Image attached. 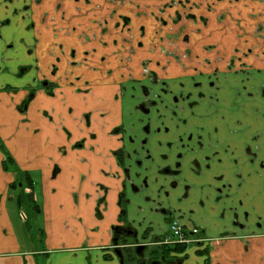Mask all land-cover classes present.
<instances>
[{
    "label": "flooded vegetation",
    "instance_id": "flooded-vegetation-1",
    "mask_svg": "<svg viewBox=\"0 0 264 264\" xmlns=\"http://www.w3.org/2000/svg\"><path fill=\"white\" fill-rule=\"evenodd\" d=\"M68 1L90 7L85 15L92 34L86 40L81 34V49L60 47L49 74L27 84L20 111L40 92L56 97L63 90L65 98L77 97L87 108L97 103L99 112H84L77 120L78 131L89 130L87 137L72 143V131L65 134L74 150H85L98 129L114 148L117 171L109 176L120 183L119 213L105 262L223 264L212 256L214 244L241 239L242 232L259 237L264 228V148L258 144L264 136V86L238 82L240 73L250 72L242 44L226 54L222 42L205 34L210 15L224 20L230 14L227 0ZM14 6L15 0L0 2V12L8 13H0V41L8 35L7 49L19 53L15 42L24 45L23 33L35 23L20 24L30 19V5L22 11ZM5 61L2 52L0 78L12 72ZM36 62L21 66L16 79L40 71ZM76 68L94 82L76 84ZM11 84L3 90L18 92ZM69 112L74 115V108ZM12 187L20 208L27 198L40 211L35 185L28 187L23 178ZM98 191L109 192L104 185ZM98 200L102 219L106 195Z\"/></svg>",
    "mask_w": 264,
    "mask_h": 264
},
{
    "label": "crops",
    "instance_id": "crops-1",
    "mask_svg": "<svg viewBox=\"0 0 264 264\" xmlns=\"http://www.w3.org/2000/svg\"><path fill=\"white\" fill-rule=\"evenodd\" d=\"M0 2L4 3L5 0ZM38 2L39 0H15L14 7L17 10L30 5L27 13L30 19L27 18V22L20 24L25 27L31 22L35 23L33 30L23 33L27 41L24 45L15 42L19 46V53L16 50L18 48L16 51L7 49V44L11 42L8 35L6 41H0V49L6 60L2 65H7L12 70L10 75H4L3 72L0 78V138L15 162L12 164L5 161L0 151V264H118L106 263L104 260L105 250H111L108 249L110 229L117 222L119 213L117 192L120 190V183L109 176L117 171L112 157L114 148L107 143V133L98 129L92 131L97 133L98 138L88 148H72L74 141L87 137L89 132L80 124L79 128L83 132L78 131L77 120L81 121L84 112L90 111L94 115L99 112L97 103L92 101L93 105L87 108L77 97L67 95L68 98H65L63 90L57 91L56 97L40 92L25 112L20 111V106L28 95L27 84H37L38 80L49 74L55 57L60 55V47L63 46L67 52L73 47L81 49V34L82 39L85 34H92L89 30L90 21L85 15L89 6L74 4L68 0ZM226 6L230 7L231 12L224 20L210 15L213 20L205 31L206 37L213 43L222 42L221 46L230 55L237 43L242 44L240 48L245 53L246 69L250 72H242L237 76L240 84L263 87L264 0H227ZM0 13L3 17L8 15L3 11ZM259 28L262 29L261 32H258ZM29 48L34 49L31 56L26 53ZM62 59L65 61L64 57ZM35 62L41 69L37 74L34 71L16 79L14 73L21 66ZM75 71L74 74L81 77L76 84H83L90 79L94 82L93 76L89 78L82 75L81 68H76ZM35 75L36 79H33ZM10 83L19 91H4ZM71 108H74V115L69 112ZM262 114L264 108H260L259 115L262 117ZM66 129L73 133L72 143L65 134ZM258 144L264 148V136ZM56 167L58 174L53 178ZM27 175L35 182L33 198L38 203L41 202L37 216L43 224L41 235L44 245L41 251L36 252L24 249L13 219L19 205L17 192L12 186L19 179L25 178L28 182L30 179L26 178ZM100 185L109 190L104 194L106 202L101 207L102 219L97 217L98 199L100 195L104 196L98 191ZM30 191L26 190L28 193ZM258 233L259 237H252L251 234L242 232L241 239L222 244L218 242L217 246L214 244L217 247L216 252L212 253L215 262L264 264V228ZM211 235L218 237L217 232ZM37 256H43V261H38ZM193 264H202V260Z\"/></svg>",
    "mask_w": 264,
    "mask_h": 264
},
{
    "label": "rangeland",
    "instance_id": "rangeland-1",
    "mask_svg": "<svg viewBox=\"0 0 264 264\" xmlns=\"http://www.w3.org/2000/svg\"><path fill=\"white\" fill-rule=\"evenodd\" d=\"M1 49H0V58H1ZM237 74V73H236ZM227 78V77H226ZM231 78H234L237 81V77L234 76V73L231 75ZM238 82L240 80L238 79ZM241 83V82H240ZM31 200L25 198L22 199L21 205L22 207H17L15 210V214L13 219L15 220L14 223L19 230L20 238L22 240L24 249L36 252L41 251L44 245V238L42 237V230L43 224L41 218L37 215V209L32 207L30 202ZM41 208V202L39 203ZM43 256H37L38 261H43ZM128 264H137L134 262H128Z\"/></svg>",
    "mask_w": 264,
    "mask_h": 264
},
{
    "label": "trees",
    "instance_id": "trees-1",
    "mask_svg": "<svg viewBox=\"0 0 264 264\" xmlns=\"http://www.w3.org/2000/svg\"><path fill=\"white\" fill-rule=\"evenodd\" d=\"M0 149H2V151H3V153H4V155H5V159H6V161H8V162H13L12 161V158H11V156H10V154L8 153V151L5 149V147H4V145H3V143L0 141ZM26 178L28 179L29 177H28V175L26 176ZM30 179V178H29ZM34 185H35V182L33 181V180H28V187H31V188H33L34 187ZM30 197H32V196H30Z\"/></svg>",
    "mask_w": 264,
    "mask_h": 264
}]
</instances>
